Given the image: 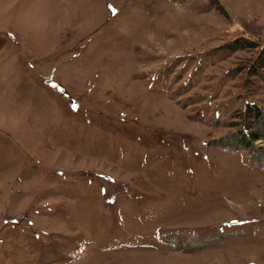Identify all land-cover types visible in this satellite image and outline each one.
Here are the masks:
<instances>
[{
    "label": "rangeland",
    "instance_id": "1",
    "mask_svg": "<svg viewBox=\"0 0 264 264\" xmlns=\"http://www.w3.org/2000/svg\"><path fill=\"white\" fill-rule=\"evenodd\" d=\"M253 106L264 0H0V264H264Z\"/></svg>",
    "mask_w": 264,
    "mask_h": 264
},
{
    "label": "trees",
    "instance_id": "2",
    "mask_svg": "<svg viewBox=\"0 0 264 264\" xmlns=\"http://www.w3.org/2000/svg\"><path fill=\"white\" fill-rule=\"evenodd\" d=\"M251 111H252V114L255 116L254 118H256L257 120H260L261 122L262 121L264 122V116H263L262 111H260L255 106L252 107ZM257 138H258V134H253L252 137H249L246 134H244V132L242 130H240L239 133H237L235 135V139L232 140V142H234L237 146H239L241 148H245V149L251 148L254 151V150H256V148L253 145V140H256ZM258 150L259 149H257V152H258V154H260V152Z\"/></svg>",
    "mask_w": 264,
    "mask_h": 264
}]
</instances>
